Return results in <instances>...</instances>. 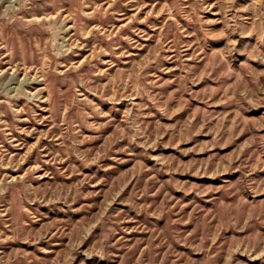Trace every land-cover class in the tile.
Masks as SVG:
<instances>
[{"label":"rangeland","instance_id":"374dc122","mask_svg":"<svg viewBox=\"0 0 264 264\" xmlns=\"http://www.w3.org/2000/svg\"><path fill=\"white\" fill-rule=\"evenodd\" d=\"M0 264H264V0H0Z\"/></svg>","mask_w":264,"mask_h":264},{"label":"bare ground","instance_id":"6f19581e","mask_svg":"<svg viewBox=\"0 0 264 264\" xmlns=\"http://www.w3.org/2000/svg\"><path fill=\"white\" fill-rule=\"evenodd\" d=\"M24 122V121H23Z\"/></svg>","mask_w":264,"mask_h":264}]
</instances>
